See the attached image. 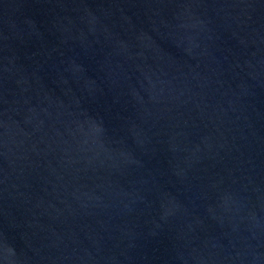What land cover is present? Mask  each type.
I'll use <instances>...</instances> for the list:
<instances>
[{"label":"water","instance_id":"1","mask_svg":"<svg viewBox=\"0 0 264 264\" xmlns=\"http://www.w3.org/2000/svg\"><path fill=\"white\" fill-rule=\"evenodd\" d=\"M0 264H264V0H0Z\"/></svg>","mask_w":264,"mask_h":264}]
</instances>
